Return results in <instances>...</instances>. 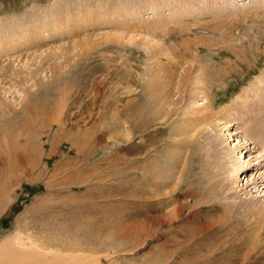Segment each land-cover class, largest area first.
<instances>
[{"label":"rangeland","instance_id":"374dc122","mask_svg":"<svg viewBox=\"0 0 264 264\" xmlns=\"http://www.w3.org/2000/svg\"><path fill=\"white\" fill-rule=\"evenodd\" d=\"M263 108L264 0H0V264H264Z\"/></svg>","mask_w":264,"mask_h":264},{"label":"bare ground","instance_id":"6f19581e","mask_svg":"<svg viewBox=\"0 0 264 264\" xmlns=\"http://www.w3.org/2000/svg\"><path fill=\"white\" fill-rule=\"evenodd\" d=\"M235 105V104H234ZM260 106V105H259ZM262 107H263V105H262ZM264 109V108H263ZM222 113V112H221ZM229 114H232V113H229ZM234 118H235V116H234ZM261 124V123H260ZM263 124V123H262ZM258 125H255L254 126V131H255V133H257L258 131H260V129L257 127ZM260 126V125H259ZM262 127V126H261ZM264 129V127L261 129V131ZM264 131V130H263ZM257 134H259V133H257ZM259 136V139H263L262 140V142H264V133L263 132H260V134L258 135ZM258 139V137H257V140H259ZM259 142V141H258ZM241 146H242V144H241ZM246 146V145H245ZM241 148V147H240ZM262 148H264V147H262ZM250 148H248V150H249ZM250 156V155H249ZM262 156H264V153L261 155H259V161H258V165H260V163H261V161L263 162V160H264V158H262ZM251 158L252 157H250V159L249 160H251ZM239 165V164H238ZM255 165V164H254ZM243 165L242 166H240V167H238V169H237V171H241V172H243ZM237 173L238 172H236L235 174H234V176H232L231 178H234L235 179V177H236V175H237ZM239 175H241V173L239 174ZM258 178L259 177H264V175H262L261 174V176H257ZM258 178H256V179H253V180H251V182L250 183H246L245 185H240V187H239V185H237L240 189L239 190H245L246 188H248V187H250V186H252L253 188H255V187H257L258 186V182H259V179ZM258 179V180H257ZM264 181V180H263ZM244 192V191H243ZM209 229H211V228H209ZM229 237V236H228ZM241 245H243V244H241ZM238 247L240 246V245H237ZM237 247L236 246H231V245H229V249H230V251H234L235 249H236ZM234 249V250H233ZM240 249H241V247H240ZM229 259V261L228 262H230L229 264H235V263H237V258L235 259V258H228Z\"/></svg>","mask_w":264,"mask_h":264}]
</instances>
